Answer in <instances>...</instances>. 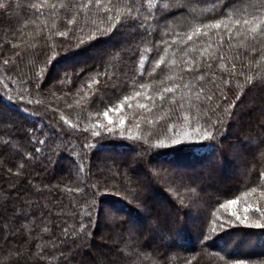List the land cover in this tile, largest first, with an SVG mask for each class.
Wrapping results in <instances>:
<instances>
[{"label": "trees", "instance_id": "obj_1", "mask_svg": "<svg viewBox=\"0 0 264 264\" xmlns=\"http://www.w3.org/2000/svg\"><path fill=\"white\" fill-rule=\"evenodd\" d=\"M258 3L0 0V230L9 238H0V260L97 264L86 254L111 236L109 223L99 218L105 204L113 218L119 211L143 226L126 230L122 220L114 234L118 252L134 264H264V228L250 226L264 223L257 211L254 221L227 225L220 234L206 224L229 201L243 202L248 194L264 200V136L246 121L256 96L264 95V9L253 6ZM254 17L247 29L234 26ZM109 41L114 45L106 54L88 58ZM82 59L86 63H76ZM117 105L125 123L101 126L102 113ZM205 132L211 139H203ZM248 141L255 143L250 155L231 161L229 149ZM103 152L126 157L106 160ZM132 154L144 162L128 169ZM156 160L200 170L172 172ZM232 164L238 173L225 190L201 182L216 168L223 177ZM143 168L158 176L150 192L167 198L173 213L166 221L175 225L163 232L173 235L171 242L154 245L159 230L145 235L144 219L152 221L158 210L149 202L150 186L136 175ZM168 183L200 204L199 235L186 213L173 211L183 208ZM144 201L141 211L135 204ZM101 224L108 229L104 237ZM253 241L248 251L241 249Z\"/></svg>", "mask_w": 264, "mask_h": 264}, {"label": "rangeland", "instance_id": "obj_2", "mask_svg": "<svg viewBox=\"0 0 264 264\" xmlns=\"http://www.w3.org/2000/svg\"><path fill=\"white\" fill-rule=\"evenodd\" d=\"M114 41H109L107 44L103 45L102 48L100 50L97 49L96 50H91V52L89 53L90 55L88 56V58H94L96 59L97 54L98 53H105L106 50H108V48L112 47L114 44ZM102 57V56H101ZM86 59H82L76 63H82L85 62L86 63ZM62 65H67V64H62ZM68 66V65H67ZM70 66H72V64H70ZM58 68H55V73L56 70ZM60 102V101H58ZM256 102H258L257 107L255 110L252 111V115H249L250 117L248 118L249 121V125L251 124L252 126L255 127V133L258 137H262L264 136V95H259L256 96ZM122 106H116L114 109L113 108H109L106 111H104L101 115V118L103 120V124H101V126H105V127H109L106 126L107 124H122L125 123L126 118H121L120 114H119V110H121ZM107 114V115H106ZM118 116H120L118 118ZM10 118H13V116L9 115ZM128 123V121H127ZM132 123V124H131ZM130 126L134 127V121L130 122ZM138 128V126H136ZM130 128V127H129ZM131 129V128H130ZM108 130V129H107ZM132 130V129H131ZM94 135H98L97 133H95ZM254 141H252L251 143L246 142L244 144H241L240 147H233L231 149H229V156H230V160L231 161H238L239 159L244 158L245 156L247 157L248 155H250V153L252 152L251 148L252 145H254ZM102 156L104 158H106V160L108 159H115L117 161H121L122 159H124V156L126 157V155H122V153L120 154H114L113 152H103ZM123 156V157H122ZM130 160H128V169H134L136 168V165H138V163H142L144 162V159H140L137 160L135 155H130ZM66 162L63 160L61 162V164H65ZM156 164L161 165V166H166L169 168L170 171L175 172V171H181V172H190V174L194 171L200 170L199 166L197 165H191V166H173L170 164H166L165 162L162 161H157L156 160ZM61 168L57 167L56 171H60ZM227 172L226 175H224L223 177H220L219 175H216L219 173L218 168L214 169L213 171H208V173H206L205 176L201 177V182L206 186V184H210V187L214 188V189H218V191L221 190H225L226 188L230 187V185H232V178L238 173V169L234 166V164H232V166L226 168ZM138 172V171H137ZM149 174V169L146 170L143 168L140 169V171L138 173H136V175L139 178V181L141 180V182L143 183H148L147 187L150 186V189L148 190V193H150V200L149 202L151 204H153L154 209L158 210L157 212H152V216H153V220L150 222L148 221V218H145L144 220V229H145V235L150 234L152 231L154 230H159V238L156 239V237H154V245H156V243H160L162 242L161 240L164 238V241L166 242H171V239H173V235L168 236L165 235L163 232L165 231V229L167 228H172L174 224L173 220L171 221H166V218H171V216L173 215L171 209L169 206H165L164 204V200L161 199L160 197H158V194H156V192H150L151 188H152V180L156 178H158L157 175H155V177H151L148 176ZM151 181V183H150ZM158 183H160V180H156ZM166 181V180H163ZM167 183V182H166ZM146 185V184H145ZM172 185V184H171ZM169 183L166 184L165 188L168 190L169 193H172L174 195V197H176L180 203L182 204V209H179L176 211L173 210L176 213H182L184 212V214L186 213L188 220H189V224H192L193 227V231H194V236H197L200 234L201 229H202V217L203 214L201 213V209H197L198 206H200V204H198L197 202L193 203L192 200L188 199V193L187 191H181L179 188L173 187L171 186ZM11 188V187H10ZM209 188V187H208ZM148 189V188H147ZM232 201H237L236 204H230L228 203V207H226L225 209L222 208V212L219 214V216L216 214L215 218L210 219L208 221L207 227H209L210 225H212V231L211 234L212 235H216V234H220L221 232L227 230L228 228L226 227L228 226H233L231 228L237 227L236 225H240L242 223H240L237 219L236 216L233 215V213H237L240 217H244L245 215L247 216V221H254L255 218V214H253V211L257 208H259L260 210H264V200L261 197L258 196H254V195H247L246 198H244L242 201L240 202L238 200H232ZM135 204V202H132ZM137 206L138 209H140L141 211H146L147 210V202L144 201V204L139 205V204H135ZM146 205V206H145ZM197 205V206H196ZM196 207V208H195ZM245 207L249 208V211L247 213H245L244 209ZM181 208V207H180ZM200 208V207H199ZM224 209V210H223ZM117 214H115L116 219V225H114L115 222V217L113 218L112 214L109 207H107L105 204L102 205L101 210H100V220L103 221V223L107 222L109 223V234H111L109 241L108 240H101L104 243L103 245H100L98 247H94L92 250H90V252L88 254H86V259H88L90 256L92 259L95 260V262H97V264H134V262L132 263L131 261L127 260L123 254V252L119 253L118 250H120V245H121V241H120V237L114 235L115 233H118L117 231L119 230V227L121 225V222H123V225L127 228L126 230H128L129 228H135V229H141V227L143 226H139L137 224H135L133 222V219L127 222V220L124 218V216L122 214L119 215V211ZM123 213V211H121ZM125 213V211H124ZM10 222V220H9ZM11 223V222H10ZM9 223L10 229L12 230L11 224ZM162 228H161V227ZM118 228V229H117ZM117 229V230H116ZM3 229L2 231L0 230V238L1 240L3 238H8V234L5 235ZM100 230V234L103 235V237L108 234V229H106V227L101 224L99 227ZM116 230V231H115ZM124 232V231H123ZM155 233V232H154ZM170 234V233H168ZM127 235V234H126ZM155 236V235H154ZM176 236V234H175ZM126 238V237H125ZM9 239V238H8ZM181 240V239H180ZM120 241V242H119ZM125 241V239L123 240ZM255 244V241L250 242V243H245L241 249L242 250H247L252 248ZM153 245V243H152ZM1 246V244H0ZM228 249V248H227ZM225 251V250H224ZM10 257V256H9ZM203 257V256H202ZM29 260H33V258H29ZM1 260H5V258L1 259ZM90 258H89V262H90ZM207 260V259H206ZM21 262V261H20ZM92 264V263H91ZM196 264H205L204 260L201 259V262L198 261V263Z\"/></svg>", "mask_w": 264, "mask_h": 264}, {"label": "snow or ice", "instance_id": "obj_3", "mask_svg": "<svg viewBox=\"0 0 264 264\" xmlns=\"http://www.w3.org/2000/svg\"><path fill=\"white\" fill-rule=\"evenodd\" d=\"M96 2H97V4H99L100 0H96ZM3 6H4V5L0 4V7H3ZM253 6H254V7L261 8V9H264V0H259V3L256 4V5H253ZM105 11L110 12L111 9H110V8H106ZM109 19H112V17L109 16ZM257 19H258V18H256V17H254L252 21H249V20H247V19H243V20H241V19H237V20L235 21V25H234V26H241V25H242L244 29H247L248 26H250L251 24H255V23L257 22ZM260 22H261V23H264V20H262V21H260ZM220 26H221L220 23L217 22L216 27L219 28ZM257 27H259V25H257ZM227 30L229 31V33H231V31H232L231 28H228ZM260 30H261V31H264V28H262V29H260ZM251 31H252V32H255V31H256V28H251ZM237 34H241V33L238 32ZM243 34H244V35H247V31L244 30V31H243ZM61 35H64V33H61ZM189 39H191V37H189ZM83 43H84V41H81V44H83ZM6 63H7V62H6ZM166 91L171 92L172 89H166ZM106 115H107V114H106ZM197 131H199V129H197ZM202 137H203V139H211V137H212V133H211V132H205V133L202 134ZM261 176L264 177V173H261ZM229 203H230V204H236L237 201H229ZM244 211H245V213H247V212L249 211V208H248V207H245ZM255 211H257V212L259 213V215H260L261 218H264V211L260 210L259 208L255 209ZM233 215L236 216V219H237L240 223L244 224V223L247 222V219H248V218H247L246 215H245L243 218L240 217V216H239L237 213H235V212L233 213ZM250 226L262 227V228H264V223H259V222H257L255 225H250ZM0 264H7V260H6V259H5V260H0Z\"/></svg>", "mask_w": 264, "mask_h": 264}]
</instances>
